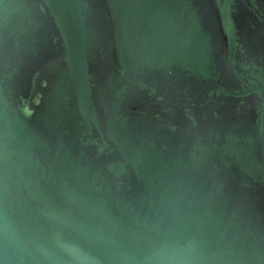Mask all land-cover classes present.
Segmentation results:
<instances>
[{
    "label": "water",
    "instance_id": "1",
    "mask_svg": "<svg viewBox=\"0 0 264 264\" xmlns=\"http://www.w3.org/2000/svg\"><path fill=\"white\" fill-rule=\"evenodd\" d=\"M0 264H264V0H0Z\"/></svg>",
    "mask_w": 264,
    "mask_h": 264
}]
</instances>
